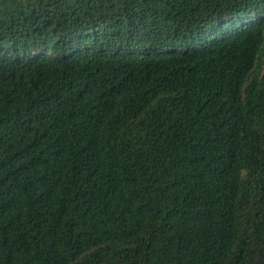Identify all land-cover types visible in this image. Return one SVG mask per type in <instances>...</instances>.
Here are the masks:
<instances>
[{
	"label": "trees",
	"instance_id": "16d2710c",
	"mask_svg": "<svg viewBox=\"0 0 264 264\" xmlns=\"http://www.w3.org/2000/svg\"><path fill=\"white\" fill-rule=\"evenodd\" d=\"M0 264H264V0H0Z\"/></svg>",
	"mask_w": 264,
	"mask_h": 264
}]
</instances>
